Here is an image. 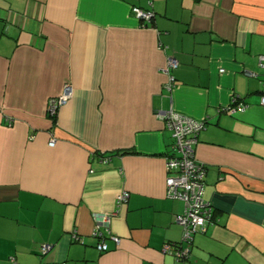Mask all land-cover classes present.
<instances>
[{
    "label": "crops",
    "instance_id": "0c3cea01",
    "mask_svg": "<svg viewBox=\"0 0 264 264\" xmlns=\"http://www.w3.org/2000/svg\"><path fill=\"white\" fill-rule=\"evenodd\" d=\"M261 56L264 0H0V264H180L164 252L184 235L166 197L172 108L206 124L195 159L216 209L185 264H264Z\"/></svg>",
    "mask_w": 264,
    "mask_h": 264
},
{
    "label": "built area",
    "instance_id": "2783aa9c",
    "mask_svg": "<svg viewBox=\"0 0 264 264\" xmlns=\"http://www.w3.org/2000/svg\"><path fill=\"white\" fill-rule=\"evenodd\" d=\"M136 18L143 22H151L154 18L153 11H145L141 8H133ZM259 65L264 68V56L259 59ZM178 67L176 58H168L167 68L165 74L168 76V83L166 88L172 91L174 87L175 78L170 74L171 70ZM223 72V70L221 71ZM72 95V90L67 87L65 93L56 100L50 101L48 113L50 116H56L58 109L62 106ZM261 104L264 105V97ZM246 105L236 104V106L229 107L226 111L233 115L237 111H245ZM163 120L165 126L173 136L174 144L173 154L168 156L165 160L166 169V196L172 200L182 201L185 205L183 214L176 218L177 224L183 227L184 235L181 244L166 245L165 253H174L177 261L188 260L190 257L189 245L194 240L197 233H205L209 225L214 223L215 209L211 204L205 202L204 196V179L207 173L206 167L201 165L195 159L194 145L198 142V136L205 129L206 124L202 121L196 120L187 115L176 112L173 108L164 113ZM56 142H51L50 146L54 147ZM109 161L105 160L104 164ZM130 194L128 192L120 193L116 198L117 206H122L128 203ZM96 228L93 232V237L101 239L97 245V250L100 253H105L109 250V245L104 240L103 229L108 227L111 222V216L107 214H99L95 216ZM117 243L119 238H113ZM183 243L188 244V247L182 248ZM52 245H44L41 247V255L44 256L52 251Z\"/></svg>",
    "mask_w": 264,
    "mask_h": 264
},
{
    "label": "trees",
    "instance_id": "16d2710c",
    "mask_svg": "<svg viewBox=\"0 0 264 264\" xmlns=\"http://www.w3.org/2000/svg\"><path fill=\"white\" fill-rule=\"evenodd\" d=\"M174 144V143H173ZM204 185H205V179H204ZM167 197V196H166ZM212 206V205H211ZM213 208H215L214 206H212ZM216 210V209H215ZM214 215H215V212H214ZM177 223V222H176ZM179 225V224H178ZM183 228V227H182ZM198 234V233H197ZM182 243V241L180 242V243H177L178 245L179 244H181ZM194 244V240H193V242L191 243V245H189L190 247H189V250H190V256H191V249H192V245ZM180 247H182V248H185V247H188V244H186V243H183L182 244V246H180ZM42 256V255H41ZM173 256L176 258V256H175V254L173 253ZM190 258V257H189ZM189 258H188V260H189ZM188 260H181L180 262H178L177 261V258H176V261L178 262V263H180V264H185Z\"/></svg>",
    "mask_w": 264,
    "mask_h": 264
}]
</instances>
